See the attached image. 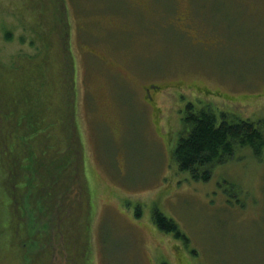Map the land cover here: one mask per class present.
<instances>
[{"label":"rangeland","instance_id":"374dc122","mask_svg":"<svg viewBox=\"0 0 264 264\" xmlns=\"http://www.w3.org/2000/svg\"><path fill=\"white\" fill-rule=\"evenodd\" d=\"M67 36L92 204L82 180L65 197V211L75 206L63 226L65 242L76 246L75 264H264V150L256 157L250 147L236 148L212 167L208 182L180 171L173 155L189 102L264 119V0H0V66L30 67L20 86L34 85L27 78L37 66L68 55ZM155 85L158 124L146 98ZM0 182L10 185L1 170ZM3 192L0 264H25L20 249L31 264H70L28 243L37 232L25 230L19 211L25 189L12 191L11 214ZM30 202L40 215L34 197ZM155 205L190 235L188 246L156 234ZM16 219L24 226L10 223Z\"/></svg>","mask_w":264,"mask_h":264},{"label":"trees","instance_id":"16d2710c","mask_svg":"<svg viewBox=\"0 0 264 264\" xmlns=\"http://www.w3.org/2000/svg\"><path fill=\"white\" fill-rule=\"evenodd\" d=\"M57 12L55 19L59 21ZM67 24L65 27L69 32L70 26ZM6 37L10 39L11 33H6ZM66 49L68 55L60 57V60H52L46 69L41 65L35 68L27 78L28 81L33 79L34 85L25 82L24 86H20L21 74L27 72L28 66H17L16 70L11 71L0 66V168L3 167L0 170L7 174L10 181V185L0 182V189L4 191L9 214L14 207L12 191L25 189L19 211L22 218L26 217L25 230L37 232L35 237L30 233L27 237L33 250L36 253H50L52 258L65 256L67 263L75 264L76 246L73 242L72 245L65 242L63 231L66 219L71 217L69 213L73 205L65 211L64 202L75 183L81 180L86 182L83 173L85 145L78 127L77 66L68 36ZM46 52L50 56L55 55V51L48 49ZM53 65L57 66L54 72ZM46 74L48 80L44 77ZM7 92L13 99L21 92L22 101H7ZM199 93L208 94L202 89ZM22 105L24 111L19 113L16 109ZM150 105L153 107V123L158 124L163 107L157 102H150ZM180 121L181 134L173 155L179 170L189 172L196 181L208 182L212 167L231 158L238 147H250L256 157H260L264 150V119H239L224 112L217 114L210 108L197 107L189 102ZM63 142L67 143V148L61 151L59 144ZM52 143L57 145L56 149ZM68 180L71 188H63L62 185ZM85 184L83 192L89 195L87 200L92 208L87 182ZM31 197H34L35 209L40 215L31 209ZM22 205L24 211L21 210ZM5 212L8 214L6 209ZM135 216L143 218L140 205L137 206ZM12 222L19 224V228L24 226L21 219ZM152 222L156 234L164 233L186 246L191 242L190 235L158 205L154 206ZM6 229L9 230L8 227ZM18 255L23 260L29 259L25 260V264L32 263L30 258L23 256L21 249ZM38 263L40 261L33 264Z\"/></svg>","mask_w":264,"mask_h":264},{"label":"flooded vegetation","instance_id":"af4514ba","mask_svg":"<svg viewBox=\"0 0 264 264\" xmlns=\"http://www.w3.org/2000/svg\"><path fill=\"white\" fill-rule=\"evenodd\" d=\"M159 92H161V90L157 85L150 87V90H148V95H146V98L148 99L149 104L150 102H153V103L155 102L154 96H156V94H158Z\"/></svg>","mask_w":264,"mask_h":264}]
</instances>
